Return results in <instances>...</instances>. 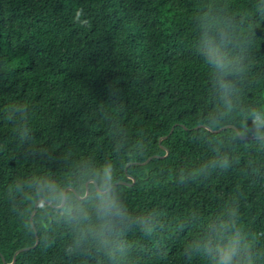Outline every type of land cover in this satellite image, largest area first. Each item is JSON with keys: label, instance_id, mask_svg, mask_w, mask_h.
<instances>
[{"label": "trees", "instance_id": "1", "mask_svg": "<svg viewBox=\"0 0 264 264\" xmlns=\"http://www.w3.org/2000/svg\"><path fill=\"white\" fill-rule=\"evenodd\" d=\"M36 235L14 264H264V0H0V264Z\"/></svg>", "mask_w": 264, "mask_h": 264}, {"label": "water", "instance_id": "2", "mask_svg": "<svg viewBox=\"0 0 264 264\" xmlns=\"http://www.w3.org/2000/svg\"><path fill=\"white\" fill-rule=\"evenodd\" d=\"M175 127H176V125L172 127V129H171V131H170V134H169L168 136H166V137H163L161 140L167 139L171 134H173V132H174V130H175ZM184 127H185V126H184ZM203 127H206L207 129H209V130H211V131L213 130L212 128L207 127V126H203V125H202V126H198V127H196L195 129L198 130V129H201V128H203ZM227 128H234L237 132H239L238 128H236V127L233 126V125H228V126L223 127V128H221V129H219V130H216V131H214V132H221V131H223V130H225V129H227ZM185 129H188V128L185 127ZM239 134H240V136H242V134H241L240 132H239ZM168 155H169V150H167V154H166L165 156H163V158H164V157H167ZM151 160H152V158L148 159L144 164H148ZM134 182H135V180H134ZM91 183H94L95 186H96V188H97V190H98V191H101L100 188H99V186H98V184H97L94 180H90V181H88L87 184H86L87 191H86L85 196H80V195H78V197H79L80 199H86V198H88V196H89V194H90V184H91ZM120 183H123L124 185H128V186H132V185H133V183L130 184V183L125 182V181L120 182ZM112 188H113V187H110L107 191H105V193L108 192V191H110V190H112ZM68 190H72V191L76 192L75 189L72 188V187H68L67 189H65L64 194H63V200H62V203H61V205L59 206V208L63 207V206L66 204V201H67V191H68ZM41 201L46 202V203H48V204L50 203V202H49L48 200H46V199H44V200H38V201L36 202V204H35V209H34L32 215H31V218H30L31 224H32V226H33L34 229H35V224H34V222H33V218H34V216H35V214H36V212H37V209H38L39 203H40ZM35 233L37 234L36 229H35ZM39 242H40V241H39V237L36 235V243H35V245L32 246V247H26V248H23V249L17 251V252L15 253V255H14V260H13V262H12L11 264H14V263H15L18 254H20V253H22V252H24V251H27V250H31L32 248H35L36 246H38ZM4 262H5V260H4Z\"/></svg>", "mask_w": 264, "mask_h": 264}]
</instances>
